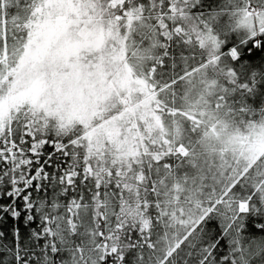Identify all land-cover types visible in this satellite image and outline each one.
<instances>
[{
	"label": "snow or ice",
	"instance_id": "6c2138e0",
	"mask_svg": "<svg viewBox=\"0 0 264 264\" xmlns=\"http://www.w3.org/2000/svg\"><path fill=\"white\" fill-rule=\"evenodd\" d=\"M0 264H264V0H0Z\"/></svg>",
	"mask_w": 264,
	"mask_h": 264
},
{
	"label": "trees",
	"instance_id": "16d2710c",
	"mask_svg": "<svg viewBox=\"0 0 264 264\" xmlns=\"http://www.w3.org/2000/svg\"><path fill=\"white\" fill-rule=\"evenodd\" d=\"M258 58V57H257Z\"/></svg>",
	"mask_w": 264,
	"mask_h": 264
}]
</instances>
